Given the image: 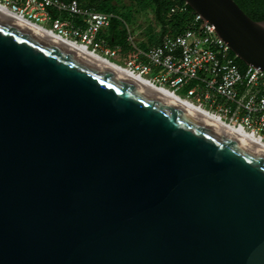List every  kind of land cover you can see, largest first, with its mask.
Masks as SVG:
<instances>
[{
	"label": "water",
	"instance_id": "water-1",
	"mask_svg": "<svg viewBox=\"0 0 264 264\" xmlns=\"http://www.w3.org/2000/svg\"><path fill=\"white\" fill-rule=\"evenodd\" d=\"M183 1L264 71V21ZM0 264H264V150L0 12Z\"/></svg>",
	"mask_w": 264,
	"mask_h": 264
},
{
	"label": "built area",
	"instance_id": "built-area-1",
	"mask_svg": "<svg viewBox=\"0 0 264 264\" xmlns=\"http://www.w3.org/2000/svg\"><path fill=\"white\" fill-rule=\"evenodd\" d=\"M0 6L107 59L121 49L111 46L106 38L114 15L78 0H0ZM185 12L186 4L171 8L169 15ZM130 46L133 57L125 67L132 73L224 123L247 130L264 143V71L253 67L241 71L213 25L193 12L181 33L165 35L158 45L145 50L133 43ZM183 88L185 96L178 95Z\"/></svg>",
	"mask_w": 264,
	"mask_h": 264
},
{
	"label": "trees",
	"instance_id": "trees-1",
	"mask_svg": "<svg viewBox=\"0 0 264 264\" xmlns=\"http://www.w3.org/2000/svg\"><path fill=\"white\" fill-rule=\"evenodd\" d=\"M67 1V0H63ZM84 6L92 7L96 11L113 14L111 25L108 29L107 40L111 46H121V49L133 50L127 44L126 33V16H122L116 9L115 0H78ZM137 6H148L152 12L153 22L158 28L156 35L152 34L147 38V44L141 39L139 45L141 50L149 46H156L160 43L161 38L165 35H177L184 31L189 24L193 11L187 6V12L183 14L169 15L171 8L185 4L183 0H130ZM240 9L254 21H264V0H233ZM233 55V54H232ZM235 63L241 71L247 66L235 58Z\"/></svg>",
	"mask_w": 264,
	"mask_h": 264
},
{
	"label": "bare ground",
	"instance_id": "bare-ground-1",
	"mask_svg": "<svg viewBox=\"0 0 264 264\" xmlns=\"http://www.w3.org/2000/svg\"><path fill=\"white\" fill-rule=\"evenodd\" d=\"M0 12L2 14H5L8 17L13 18L14 20H17L18 22L25 24L29 27L34 28L35 30L73 48L74 50L80 52L81 54L88 56L89 58L104 64L106 66H109L111 68H113L114 70H116L117 72H119L120 74L127 76L129 78H132L133 80L144 84L145 86L155 90L156 92H158L159 94L165 96L166 98H169L170 100L184 106L185 108H187L188 110L192 111L195 114H198L199 116L205 118L206 120L213 122L214 124H217L219 126H221L222 128L228 130L230 133H232L233 135L245 140L246 142L261 148L262 150H264V143L260 141L259 138H257L256 136H254L252 133L248 132L245 129L224 123L223 121H221L219 118H217L214 114L206 111L203 108H200L196 105L190 104L186 101H183L182 99H180L179 97L175 96L174 94H172L171 92H169L168 90H166L163 87H158L155 85L150 84L148 81H146L144 78L139 77L138 75L132 73L129 69H127L125 66L119 65L114 63L113 61H111L110 59H107L99 54H95L91 51H88L86 48H84L83 46L79 45L78 43H75L74 41H71L69 39H66L64 37L59 36L58 34H56L53 31H50L49 29L44 28L43 26H39L36 25L32 22L27 21L26 19L13 14L12 12L6 10L5 8L0 6Z\"/></svg>",
	"mask_w": 264,
	"mask_h": 264
},
{
	"label": "rangeland",
	"instance_id": "rangeland-1",
	"mask_svg": "<svg viewBox=\"0 0 264 264\" xmlns=\"http://www.w3.org/2000/svg\"><path fill=\"white\" fill-rule=\"evenodd\" d=\"M114 4L116 9L119 11L122 16H126V33H127V44L131 45L133 43L138 49L140 48L141 39L145 44H147L148 36L152 34L156 35L158 33V28L153 22L152 12L148 6H137L132 3L130 0H115ZM65 18L62 16L61 19ZM66 19L72 20L70 17L66 16ZM46 26H51L50 24H44ZM129 37L132 38V41H129ZM121 47V46H120ZM134 50L119 49L118 54L115 57H109L111 61L116 64L125 66L126 62L133 57ZM186 88L180 89L177 91V94L180 96H185Z\"/></svg>",
	"mask_w": 264,
	"mask_h": 264
}]
</instances>
